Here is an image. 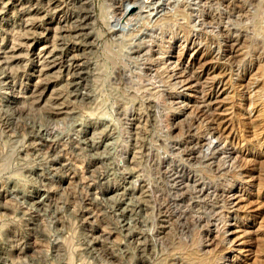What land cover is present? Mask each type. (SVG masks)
Listing matches in <instances>:
<instances>
[{"label": "rangeland", "instance_id": "1", "mask_svg": "<svg viewBox=\"0 0 264 264\" xmlns=\"http://www.w3.org/2000/svg\"><path fill=\"white\" fill-rule=\"evenodd\" d=\"M0 264H264V0H0Z\"/></svg>", "mask_w": 264, "mask_h": 264}]
</instances>
